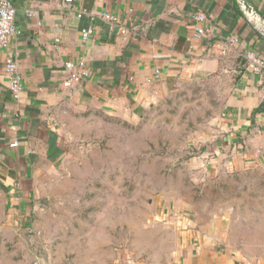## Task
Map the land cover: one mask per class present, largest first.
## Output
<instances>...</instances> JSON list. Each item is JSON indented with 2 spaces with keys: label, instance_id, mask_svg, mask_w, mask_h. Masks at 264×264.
I'll list each match as a JSON object with an SVG mask.
<instances>
[{
  "label": "crops",
  "instance_id": "0c3cea01",
  "mask_svg": "<svg viewBox=\"0 0 264 264\" xmlns=\"http://www.w3.org/2000/svg\"><path fill=\"white\" fill-rule=\"evenodd\" d=\"M11 1L20 33L0 49V212L11 224L29 225L43 195L68 171L69 123L86 122L85 116L137 122L163 96L206 75L231 81L215 134L201 153L206 172L264 173V74L250 70L245 57L250 49L264 53V39L235 0ZM252 1L264 16V0ZM196 11L210 18L213 35H195ZM229 35L238 43L218 55ZM11 56L24 85L18 100L5 72ZM79 60L91 76L68 91L65 63ZM175 204L162 214L176 230L174 258L142 262L121 249L115 264H264V257L250 259L231 243L227 217L206 220L188 199Z\"/></svg>",
  "mask_w": 264,
  "mask_h": 264
},
{
  "label": "rangeland",
  "instance_id": "374dc122",
  "mask_svg": "<svg viewBox=\"0 0 264 264\" xmlns=\"http://www.w3.org/2000/svg\"><path fill=\"white\" fill-rule=\"evenodd\" d=\"M230 87L225 75H206L137 122L69 123L70 167L43 195L40 212L21 227L0 212V264H115L121 249L163 263L178 240L162 214L178 198L206 220L227 217L231 243L250 259L264 257V173L211 176L201 154Z\"/></svg>",
  "mask_w": 264,
  "mask_h": 264
},
{
  "label": "built area",
  "instance_id": "2783aa9c",
  "mask_svg": "<svg viewBox=\"0 0 264 264\" xmlns=\"http://www.w3.org/2000/svg\"><path fill=\"white\" fill-rule=\"evenodd\" d=\"M68 2L72 0H67ZM30 16L34 15L31 9H27ZM81 14L79 13V16ZM17 8L11 0H0V49H6L11 41V38L20 33L16 24ZM102 18L110 22L113 26H117L122 34L128 32L127 28L117 25V19L108 14H103ZM191 20L194 23L195 35L198 38L208 37L213 35L214 28L211 24L210 18L203 11H196L191 15ZM92 33L89 28L84 31L83 39H87ZM239 41L236 35H229L224 43L218 46V55L225 54L229 48ZM247 66L250 70L258 75L264 74V53L258 52L254 49H250L246 52ZM67 74L63 79L62 86L66 90L70 91L79 85L84 80H87L91 74L87 62L85 60L67 61L65 63ZM5 72L8 77L9 89L13 95V98L18 100L24 89V85L19 73V68L16 60L11 56L6 60ZM159 76L157 70L156 78ZM17 142L11 144L12 147L17 146Z\"/></svg>",
  "mask_w": 264,
  "mask_h": 264
},
{
  "label": "water",
  "instance_id": "95a60500",
  "mask_svg": "<svg viewBox=\"0 0 264 264\" xmlns=\"http://www.w3.org/2000/svg\"><path fill=\"white\" fill-rule=\"evenodd\" d=\"M246 19L254 26L258 34L264 39V16L256 8L252 0H235Z\"/></svg>",
  "mask_w": 264,
  "mask_h": 264
}]
</instances>
